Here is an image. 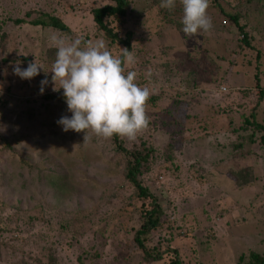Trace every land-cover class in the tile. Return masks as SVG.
Instances as JSON below:
<instances>
[{
  "label": "rangeland",
  "instance_id": "1",
  "mask_svg": "<svg viewBox=\"0 0 264 264\" xmlns=\"http://www.w3.org/2000/svg\"><path fill=\"white\" fill-rule=\"evenodd\" d=\"M13 1L0 0V16L3 15L0 44L4 46L0 49V59L6 60H0V137L6 134L12 141L18 138L13 142L17 155L2 153L0 148V169L6 171L4 178L0 174V218L9 228L0 235V264H78V258L86 264H144L133 243L140 218L132 209L134 189L123 174L126 163L117 175L110 176L107 169L110 164L116 167L119 160H124L123 156L116 155L111 138H99L91 132L87 143H83L85 133L72 130L69 133L73 140L67 138L62 142L52 138L53 128L62 127L57 121L62 116L72 115L66 99L61 96L64 90L53 91L51 68L57 49L51 46L50 36L44 38L40 29L14 23L18 18H26L30 11H35V18L42 9L56 10L73 33L72 36L56 35L75 40L92 24L90 9L106 1L90 0L86 6L75 2L73 8L70 0H17L16 5ZM244 1L221 0V4L232 9ZM153 13L142 16L141 27L135 29V64L130 69L137 72L138 85L150 88L151 96H165L157 107L162 110L163 103L170 101L168 97L176 92L184 93L188 78L193 80V76L187 74L193 75L191 71L205 60L204 39H208L207 46L210 42L215 45L228 39L226 43L231 42L228 51L235 48V40L223 34L218 41L211 34L204 37L202 32L193 36V41L186 40L176 27L167 24L157 27ZM252 23L257 25L256 20ZM262 35H256V46L263 53L261 71L264 73ZM219 48L221 45L217 46L214 56H229ZM255 57L256 52H252L250 57L237 59L239 65H234L233 58L222 61L217 57L219 70L216 71L222 85H211L198 77V86L191 89L192 95L183 96L191 100L195 94L198 103L214 110L208 113L213 114L212 118L204 115L187 121V127L191 126L187 139L194 143L186 142L178 150L176 158L182 159L180 171L161 173L157 170L165 164L168 129L162 125L165 119L152 113L151 103L147 106L149 127L136 140L126 138L128 149L145 142L157 150L159 160L154 163L151 159L150 173L143 177L165 212L163 226L154 232L151 244L176 246L186 264H237L241 256H246L248 263L250 252L264 256V144L258 138L244 136L247 133L241 130L235 133L240 122L230 113L231 107L226 105L227 95L223 91L231 82L241 94V90L252 92L257 71ZM246 59L252 65L247 64ZM35 60L44 67L38 76L25 80L13 74L17 63L23 69ZM45 79L49 83L41 94V81ZM234 93L230 101L240 105L234 110L253 106L250 99L235 90ZM249 98L252 99L251 95ZM184 112L185 104L182 114ZM263 113L264 106L259 110L260 120ZM204 122L208 123L209 134L199 128ZM153 123L155 125H151ZM32 130L36 136L41 135L38 148L26 139V132ZM240 145L238 150L234 148ZM20 156L32 165H43V181H35L37 177L26 171L19 181ZM241 170L246 171L240 177L254 183L253 187L241 188L234 183ZM56 173L65 179L56 183ZM10 175L17 183L11 182ZM28 179L32 184H28ZM24 185L28 189H24ZM11 237H18L19 241L12 242ZM63 251L65 255H60ZM68 254L71 259L67 258Z\"/></svg>",
  "mask_w": 264,
  "mask_h": 264
},
{
  "label": "trees",
  "instance_id": "2",
  "mask_svg": "<svg viewBox=\"0 0 264 264\" xmlns=\"http://www.w3.org/2000/svg\"><path fill=\"white\" fill-rule=\"evenodd\" d=\"M16 1L17 0L13 1V4H15ZM104 1H106V3L104 2L103 4L97 6H95L94 2H92V4L94 5V7L90 9L91 16L93 17L92 24L85 28L84 31H82L79 39L84 42H95L102 39L103 41L108 43V49L114 56H120L124 48H127L132 53H135V29L141 27L143 23V21L141 22L142 16H149L151 15V12H154L153 14H155V17L157 19V27L161 28L167 25H169L170 27H176L184 36V39H189L192 41L194 40L192 39V37H189L183 33V9L179 0H176V7L171 11L160 7L161 0ZM70 2H72V8L74 6L72 4L75 2H79L83 6L91 3L90 0H70ZM37 13L38 16L33 18L35 11H30L27 13L26 18H18L14 23L18 26L29 24L30 26L40 29L45 35L44 38L51 36V34H61L63 36L73 35L72 29L66 23L65 18L63 19L56 10L51 12L49 10L42 9ZM208 13L212 17L214 27L207 33L202 32L204 34V37L207 34H211L213 38H217L218 41H221L223 34L232 36L233 40H235L233 42L235 48L231 51H228L227 46H229V44L231 43H226V40L230 41L228 39H225L224 43L218 44L217 42L215 45L214 43L210 42L209 46L206 45V43H208V39H204V42L202 41V52L206 54L205 60L203 59V62H199L197 64L199 65L198 68H194V71H191V74L193 75L187 74L188 77L193 76V80H189L188 78V81L185 84L184 93L182 94L176 92L173 96L168 97L170 101L167 104L163 103L164 107L162 110H159V108L157 107H160L159 103L163 100V98H165V96L163 97V94H158L150 97L147 106H150L151 103V109L154 110V112L152 113L154 115L161 116L163 120L165 119L162 125L164 126V129L167 128L169 131H167L168 133L166 132V134L164 133L168 137V142L165 146L167 153L163 158L165 159V164L157 168V170H159L161 173L166 171L170 173V171H173V169L176 171H180L181 165H179V163L182 162V159L180 160L176 158V155H178V150L180 149L181 145L185 144L186 142H191L190 144L194 143L192 142V140L187 139V134L188 132H190L191 127H187V121L190 122L191 119H197L202 116H207L206 118L209 119L213 116V114L212 116H210L208 115V113H211L210 110L214 109L198 103L195 94L190 98L191 100L185 98L186 96L190 97L192 95L191 89L195 90L196 86H198V84H196L198 77H201V81L208 84L216 86L222 85L221 83H223V81H221L222 79L219 78L216 71L219 70V66L216 63L217 57H219V59L222 61L228 60V57L233 58L235 60L234 65H237V59L239 61L240 58L244 59L246 57H250L252 52H256L255 58L257 61V71L252 81V83H254L251 90L252 92L247 93L245 90H241V94L239 90L234 89V84L229 82L227 83L229 92L226 88L227 91H225L224 93H226L227 96H224H226V105L233 109H230V113H232L233 115L235 114L234 117L233 115L232 117L234 119H239V122L241 123H239L238 128L234 129V131H236L235 133H237L238 130H241L242 132L247 133V135L244 136H248L250 137V139L255 140L260 139L262 144H264V120H262L264 113L262 114V119H259V110L264 106V79L262 78V75H264V73H262L261 71V61L263 58V53L262 51L258 50L256 46V35H264V0H245L244 4L238 3L237 7L233 6L232 9L223 6L221 4V0H210ZM2 16L3 15L1 14L0 20H2ZM29 17H32V19L30 21H27ZM10 20L11 19H9V21ZM253 20L257 21V25H252ZM130 21H132V23ZM0 23H2L1 25H3L2 21H0ZM128 25H131V27H128ZM263 35L262 37L264 38ZM218 45H221L222 49L221 50L219 48V50L225 51L227 54H229V56H214L215 50ZM111 46L116 47V49H112ZM2 47L4 46H1L0 44V49H2ZM3 51L4 50H1V52ZM51 51L55 50L52 49ZM2 61L6 62L5 58H3ZM247 64L252 65V62L247 60ZM130 68L129 70H131ZM234 90L238 92V94L245 96L243 98L250 99L249 103L253 104V106L246 107L244 110H240V107L238 110H234L236 109V107L240 106L239 104H234V102L230 101V98L235 95ZM253 93L255 95L254 97ZM166 95L168 96V94ZM250 95L252 99L249 98ZM61 96L65 98L63 94ZM46 98L52 99V96H47ZM237 102H239V99ZM184 104L186 105V112H184L185 114H182V107L184 106ZM193 111H196L194 115L191 114V112ZM228 112L229 111H227V114ZM230 119L231 117H229V120ZM230 123L232 125L233 122L230 120ZM204 124L205 125L200 124L199 128H201L205 133L209 134L208 123L204 122ZM151 125H155V123ZM155 127L159 128L157 126ZM53 129V139L60 140L62 142L63 140H67V138L73 140V137L72 135H70L69 131L65 132L63 130V127H54ZM26 134L27 136H25L26 139H29V144L38 148L41 135L36 136L35 130L29 131L28 133L26 132ZM239 135L242 136V133H240ZM209 136L211 135H207V137ZM60 137L61 139H58ZM17 140L18 138L15 141L10 140L8 135L6 134L1 136V152L9 153V155L11 153L16 154V147L14 148L13 142H16ZM111 140L116 155H122L123 157H121L124 158V160H119L116 163L117 166L114 168L111 167L112 164H110V166L108 165L107 169L109 170V174L110 176L117 175L119 169L123 166V163H126L123 174L129 185L134 189V206L132 209L140 218V227L134 234L133 243L135 245L136 251L138 252L140 262L144 264H186L179 248H176V246H173L170 243H165L164 246H152L151 244L154 232L160 230L163 226L162 218L164 217L165 212L161 204L159 203V200L154 196V194H152L147 184L143 181V177L146 173H150V171L148 170L149 166H152V160L154 161V163L159 160L156 158L157 150L152 147L150 148L148 146V143L145 142L139 145L136 144L132 149H128L126 146V143H128L126 138H121L118 135H114ZM192 146L188 145V147ZM241 146L242 145L237 147L235 146L234 148L238 150V148H241ZM239 156H241V154L238 156L236 155L235 157ZM17 159H19V157H17ZM110 161H108L107 163L109 164ZM19 163V181H22V178L26 175L24 171H26L27 174H30L31 176L34 174L37 177L35 181H43L44 178L42 172L45 170L43 168V165H32L22 156H20ZM168 164H170V166H168ZM243 171L246 170H241L237 173L236 180L234 179V183L236 185L240 184L241 188L253 187L254 183L248 182V180L240 177ZM0 174L2 175V178H4L6 175V171L0 169ZM10 177L11 182L13 181V183H17V181H15L11 175ZM29 179L28 184L30 185L32 184V182H29ZM64 179L65 177L61 178V174L56 173L54 181L57 183ZM23 188L28 189V187H26L25 185ZM8 220L11 219L9 218ZM8 230L9 228L6 227L5 221L0 218V235L2 236ZM179 237L181 238L180 235ZM10 240L12 242H18L19 238L11 237ZM4 245L8 246L9 244L5 243ZM65 253L66 252L63 251L62 253H60V255H65ZM67 258L71 259V256L68 254ZM246 260V256H241L237 264H264V256L256 252H250L248 263H246ZM78 264L86 263L82 261L81 258H78Z\"/></svg>",
  "mask_w": 264,
  "mask_h": 264
},
{
  "label": "clouds",
  "instance_id": "3",
  "mask_svg": "<svg viewBox=\"0 0 264 264\" xmlns=\"http://www.w3.org/2000/svg\"><path fill=\"white\" fill-rule=\"evenodd\" d=\"M179 2L185 35L193 37L213 29L208 13L210 0ZM160 7L171 11L176 0H161ZM50 42L57 49L51 68L53 91L64 90L68 111L72 113L71 117L62 116L57 121L65 132H83V143H87L89 132L104 139L118 135L136 140L149 127L147 105L152 93L148 86L138 85L137 72L129 70L135 64L131 51L124 48L120 56H114L103 40H67L56 34L50 36ZM41 69L43 65L36 60L23 69L17 63L13 74L31 80ZM48 83L47 79L41 81V94Z\"/></svg>",
  "mask_w": 264,
  "mask_h": 264
},
{
  "label": "built area",
  "instance_id": "4",
  "mask_svg": "<svg viewBox=\"0 0 264 264\" xmlns=\"http://www.w3.org/2000/svg\"><path fill=\"white\" fill-rule=\"evenodd\" d=\"M223 91H226V88H223Z\"/></svg>",
  "mask_w": 264,
  "mask_h": 264
}]
</instances>
